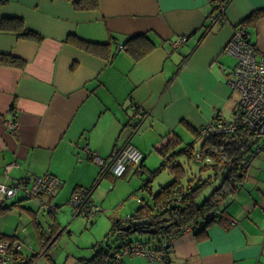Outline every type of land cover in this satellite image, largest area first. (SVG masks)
<instances>
[{
	"label": "crops",
	"instance_id": "0c3cea01",
	"mask_svg": "<svg viewBox=\"0 0 264 264\" xmlns=\"http://www.w3.org/2000/svg\"><path fill=\"white\" fill-rule=\"evenodd\" d=\"M74 1L0 0V20L19 18L25 30L43 37L27 39L21 31L0 26V54L24 61L21 68L0 64V183L57 177L61 185L50 202L59 208L76 190L96 183L99 166L89 160L91 155L105 161L128 144L144 154L145 146L135 136L157 118L175 129L193 116L190 124L199 133L216 116L225 119L221 107L237 63L225 47L237 26L264 10V0H98L99 8L90 11L76 10ZM249 26L251 42L264 56V16ZM70 36L105 48L90 54L67 42ZM140 36L154 47L137 61L123 45ZM181 37L188 39L186 44L173 50ZM197 93L203 95L198 99L202 103L207 96L215 99L207 113L193 98ZM12 122L17 129L10 130ZM132 123L143 127L134 130ZM135 171L129 169L125 178L138 175ZM60 192L63 197H57ZM22 200L23 209L27 200ZM227 210L229 221L210 226L206 237L186 230L174 238L169 264H264L263 193L239 190ZM6 234L0 228V238ZM12 241L25 242L18 235ZM52 245L22 255L16 263L31 256L37 257L34 264L43 259L55 263L48 253ZM163 262L139 254L121 264Z\"/></svg>",
	"mask_w": 264,
	"mask_h": 264
},
{
	"label": "trees",
	"instance_id": "16d2710c",
	"mask_svg": "<svg viewBox=\"0 0 264 264\" xmlns=\"http://www.w3.org/2000/svg\"><path fill=\"white\" fill-rule=\"evenodd\" d=\"M73 8L83 11L97 10L99 8L98 0H76L73 2ZM219 10L220 15L223 16V13H225L223 8L221 7ZM263 16L264 10L256 11L247 18L245 23L255 24L256 21ZM0 26L4 31H21L20 35L27 39H34L36 41H41L43 39L40 34L33 30H25L24 23L19 18H3L0 20ZM67 42H71L75 44L77 48H81L94 55H98L99 48H105V46L101 47L95 43H88L75 36H70ZM123 46L127 53H130L135 60L139 61L151 53L154 43L146 36L129 37ZM106 58L109 59V56ZM0 64L21 68L24 61L16 59L8 53V55L0 54ZM141 126V123H136L133 124L132 127H134V130H137L140 129ZM194 131L197 136L201 137L198 130L194 129ZM261 138L262 137L256 131L244 128L236 133L209 134L205 135L203 138L201 137L202 148L197 150L196 147L191 145L183 146V144H181L182 138L178 135L169 134L167 140L157 146L162 157V162L159 168L149 171V178L143 187L149 192L152 203L143 199L141 200L142 205L138 208L135 215L129 216L125 220L113 219V226L106 238L99 244H94L91 257H81L78 259L79 263L115 264L117 262V255L123 253L127 248L140 247L149 254L160 256L162 261L164 260L163 264H169V255L172 247L170 243L174 238L181 236L186 230L192 231L196 238L201 236L206 237L210 226L229 221L228 217L230 216L227 208L230 201L239 193V190L246 181L248 169L250 168L249 166L259 151L258 145ZM119 151L120 150L115 151L108 160H103L104 164L96 163L99 166L97 183L104 178L113 177L115 179H120L114 177L109 172L111 165L110 159ZM146 156L147 155L143 154L142 163L139 167L129 165L123 177L127 175L126 173L129 169L134 167L136 169L135 173L140 174L139 172H141L140 170L143 168ZM197 156L201 159L200 161ZM89 160L95 163L91 160V157ZM191 163L199 167L200 173L204 172L208 175L198 176L197 174H191ZM162 171L169 172L172 177L171 181L169 184L161 186L160 189L154 193L151 183ZM46 176L51 177L52 175L39 177ZM216 184H218V186H216ZM59 187L57 188L58 190ZM210 187H213V190L208 196L201 200L204 193ZM93 190L94 187L83 190L89 204H92L91 193ZM55 194L56 192L45 194L42 197V201L51 205L50 201ZM5 199L4 202L0 203V216H4V214L9 213L17 206L22 207V199L27 201L31 200L22 197L16 199L14 202L6 203ZM59 207L60 206L57 205L55 207L56 210H52L51 212V209H48L47 211V214L51 216V229L49 232L44 231L43 226L37 222V215L33 214V221L40 238L41 249L45 250L47 248V245L50 244L61 228L57 219ZM137 220L153 221V226L157 230V234L149 235L144 233L146 227H141L136 233H132L130 229L124 231V228H126L128 224ZM138 235L142 239H139ZM10 245L9 251L14 252V262L22 259L23 252H17L14 248L15 242L12 241ZM36 259V256L28 257L24 264H34ZM16 264L23 263L18 262Z\"/></svg>",
	"mask_w": 264,
	"mask_h": 264
},
{
	"label": "rangeland",
	"instance_id": "374dc122",
	"mask_svg": "<svg viewBox=\"0 0 264 264\" xmlns=\"http://www.w3.org/2000/svg\"><path fill=\"white\" fill-rule=\"evenodd\" d=\"M230 87V86H229ZM229 94L227 96L226 103L221 108L225 115L226 120H230L233 117V108L232 104L238 99L236 92L230 88ZM202 94H194L193 98L197 103H202L201 99ZM203 99V98H202ZM214 98L210 99L207 96V99L201 104V108L207 113V107L214 102ZM227 106V107H226ZM195 121V118L192 116L191 119H186L183 122H176L175 129L167 128L161 119L157 118L156 123L146 126L139 130L135 137L137 141L143 142L145 146L144 154L146 156L145 168L141 174H135L129 178H120L115 179L104 178L99 181V183H94V190L92 192L93 203L100 208V214L85 218L83 215H77L73 208L68 202H61L62 207L58 208L57 219L61 228L59 232L54 236V239L50 244H53L49 248L48 253H51L50 256L55 263L52 264H80L79 258H89L93 254V245L99 244L102 242L107 234L110 232L113 224V219L116 220H125L127 217L135 215L138 208L142 205L141 200L150 201L152 203L151 197H149V192L144 189V184L149 178L151 170L159 168L162 157L157 148L161 143H164L167 140V137L173 134L178 135L182 138V143L184 145H191L196 147L197 150L201 149V137L197 136L194 131L195 125L192 121ZM190 122H192L190 124ZM134 123H132L133 125ZM164 126H162V125ZM143 127V126H142ZM132 130V129H131ZM259 147V148H258ZM258 150L261 149L260 153L258 151L255 159L250 165L248 180L244 186L240 189V192L247 191L248 193L254 191L256 193H263L264 195V136L261 138ZM263 149V150H262ZM185 160V159H183ZM190 166L191 174H197L207 176V173H200L199 167L194 166L191 163ZM98 169V166H96ZM263 173H262V172ZM261 175V179H259ZM256 178L259 179L258 183L253 185V180ZM171 176L168 171H162L151 183L153 186V191L156 193L161 186L169 184L171 181ZM255 178V179H254ZM220 184V183H218ZM216 184V186H218ZM93 187H90L93 188ZM213 190V187L208 188L204 193L201 200L204 199L208 194ZM61 192L57 195L60 197ZM63 197V195H61ZM70 197V196H69ZM22 198L21 195L16 198H7L6 203L14 202L16 199ZM229 203V202H228ZM23 205V204H22ZM25 208L17 206L12 211L4 216H0V228L3 232H6L8 236H5L2 240L5 244H8L12 241L14 236H20L23 239L22 242L23 250L20 243L15 244L14 248L20 252H23V255H31L40 253L41 244L40 238L37 234V230L33 221V216L31 214H36L37 222L43 226L44 231H50L51 216L47 214V209L38 201L33 199L24 202ZM32 209V212L28 208ZM139 239H142L138 235ZM1 240V238H0ZM2 240L0 242H2ZM11 245H9L6 250L5 257H1L0 264H16L14 262L13 254L14 252L9 251ZM33 248V249H30ZM19 252V254H20ZM39 264H51L48 259H43Z\"/></svg>",
	"mask_w": 264,
	"mask_h": 264
},
{
	"label": "built area",
	"instance_id": "2783aa9c",
	"mask_svg": "<svg viewBox=\"0 0 264 264\" xmlns=\"http://www.w3.org/2000/svg\"><path fill=\"white\" fill-rule=\"evenodd\" d=\"M216 19V18H215ZM212 19L213 21H216ZM187 38L181 37L172 44V49L177 51L186 44ZM123 47H121L122 49ZM225 52L236 61V66L230 71L227 84L237 92L240 97L235 106L233 117L225 120L219 116L206 126L200 134H229L236 133L242 128L256 131L261 137L264 136V56H260L256 47L251 42L249 24H241L236 27L230 42L225 47ZM18 123L12 122L10 130L17 129ZM198 160L201 159L197 156ZM143 153L134 146L126 145L110 159V172L116 178L123 177L129 165L139 167L142 163ZM95 163L104 164L103 160L96 155H91ZM60 185V180L55 177H39L27 181H17L8 186L0 183V199L16 198L21 195L26 199L41 202L45 208L53 209L48 203L43 202V196L47 193H55ZM70 206L77 215H83L89 219L90 216L100 213L99 207L93 203L89 204L83 190L76 193L69 200ZM88 203V204H87ZM10 243H0V255L5 257ZM143 255L151 260H162L155 254H149L140 247L127 248L123 253L117 255V262L121 264L127 256ZM0 257V259H1Z\"/></svg>",
	"mask_w": 264,
	"mask_h": 264
},
{
	"label": "water",
	"instance_id": "95a60500",
	"mask_svg": "<svg viewBox=\"0 0 264 264\" xmlns=\"http://www.w3.org/2000/svg\"><path fill=\"white\" fill-rule=\"evenodd\" d=\"M141 227H146V229L144 230V233L146 234H157V230L153 226V221L150 220H137L135 222H132L128 224L126 228H124V231L130 229L132 233H136Z\"/></svg>",
	"mask_w": 264,
	"mask_h": 264
},
{
	"label": "bare ground",
	"instance_id": "6f19581e",
	"mask_svg": "<svg viewBox=\"0 0 264 264\" xmlns=\"http://www.w3.org/2000/svg\"><path fill=\"white\" fill-rule=\"evenodd\" d=\"M103 160V159H102ZM109 172H110V170H109ZM110 174H112L111 172H110ZM113 175V174H112ZM114 176V175H113ZM60 184H61V181H60ZM60 186V185H59ZM58 191V190H57ZM57 191H56V193H57ZM91 195H92V193H91ZM93 203V202H92ZM49 205V204H48ZM51 206V205H50ZM96 206V205H95ZM51 207H53L54 208V210H56L55 209V207L54 206H51ZM98 207V206H97ZM48 209V208H47ZM100 209V208H99ZM53 210V209H52ZM52 210H51V212H52ZM53 210V211H54ZM101 212V211H100ZM98 214H100V213H98ZM97 215V214H96ZM92 216H94V215H92ZM91 217V216H90Z\"/></svg>",
	"mask_w": 264,
	"mask_h": 264
},
{
	"label": "flooded vegetation",
	"instance_id": "af4514ba",
	"mask_svg": "<svg viewBox=\"0 0 264 264\" xmlns=\"http://www.w3.org/2000/svg\"><path fill=\"white\" fill-rule=\"evenodd\" d=\"M263 150V149H262ZM261 149H259V153H260Z\"/></svg>",
	"mask_w": 264,
	"mask_h": 264
}]
</instances>
